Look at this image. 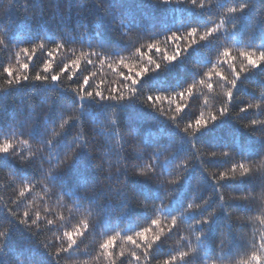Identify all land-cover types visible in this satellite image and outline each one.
I'll list each match as a JSON object with an SVG mask.
<instances>
[{"label":"trees","instance_id":"16d2710c","mask_svg":"<svg viewBox=\"0 0 264 264\" xmlns=\"http://www.w3.org/2000/svg\"><path fill=\"white\" fill-rule=\"evenodd\" d=\"M97 2L98 0H0V38L6 37V44L0 45V141L5 138L12 139L16 152L14 156L0 155V161L4 162L0 165V230H4L11 218L9 210L21 214L26 210L30 213H40V226L32 229V233L35 234L25 232L23 225L16 226L13 234L5 241L7 247L0 251V260L5 264H13L18 259L31 261V264H56L54 256L57 248L66 247V238L63 239V245L59 239L63 237L64 231L73 230L77 225L87 222L89 228L77 238L74 249L67 254L60 253L59 264H110V261H114L115 264H137L135 257L131 256L133 251L141 257L139 264H162L170 252L187 250V242L181 240V236L189 237L192 241L191 246L197 249L195 255L187 258L186 264H203L205 253L213 256L218 253V238L215 242L205 241L203 245L199 244L191 235L189 220L178 219V226L168 233L170 220L166 211L153 213L151 207L145 209L137 206L138 201L144 199L143 196L122 194L119 182L122 179L121 170L126 168L131 174L135 170V165L148 162L146 153L151 152V149L146 147L148 138L166 142L169 135H177L172 148L180 149L183 142L177 130L165 117L153 120L152 117H156L157 114L139 102L123 106L121 116L125 125L140 127L145 131L146 137L141 142L140 136L121 128L119 130L123 136L121 141L115 128L106 121L102 128L93 119V115L107 111V106L88 103L85 112L93 115L87 116L83 131L93 141L89 146L92 154L100 158L95 161V170L88 169L96 179L94 186L87 190L79 186V181H74L80 174L75 168L67 171L68 179L63 188L45 179L43 173L50 168L47 161L49 149L42 146L38 139L21 133H26L34 120H44L49 104L55 103L58 107L64 108L66 115H79L77 111H67L72 93L65 90L75 89L85 75L95 73L91 81L93 87L101 81L103 88L118 87L122 80L118 70L127 73V69L122 66L117 70V62L121 58L133 66L144 62L143 58L135 53V47L143 46L144 50H147V43L158 40L161 47H166L171 53L173 47L165 41V34H169L170 30L184 34L191 26H199L201 31L213 27L226 15L227 7L233 6L234 0H204L203 8L199 7V4L197 6L186 2L178 4L176 0L169 5H162L160 0H104V3L110 5L111 14L108 16L96 6ZM257 10L264 12V9L253 10V19L256 18ZM122 24L128 25L131 31L125 33ZM226 27L230 28V25ZM241 30L243 31V25ZM223 32L222 28L215 37L194 45L173 63L147 73L139 87L174 94L173 90L179 91L181 87L186 88L189 84H195L191 97L186 94L183 101L176 97V102L188 103L187 112L190 117L193 114L198 115L200 111H204L205 114L214 111L224 99L226 84L213 76L210 81L213 83V89L209 91L206 86L199 84L203 73L213 71L215 64V70L222 71L230 77L227 65L219 58L222 46L230 47L232 55L238 57L239 50H249V47L256 49L261 43L259 30L253 33L252 43L248 46L246 35L238 37L234 42L225 38ZM59 42H64L65 47L53 53L52 71L59 72L64 64H70L73 59L80 57V69L75 75L71 71H66L61 75L60 81L53 82L52 85L33 80L14 86L7 84L3 66L12 65L30 76H34L38 71L44 74L43 63L50 59L47 53ZM41 43L45 47L37 48L35 53H30L31 60L22 52L24 48L31 50ZM100 44H103V47H100ZM92 52L99 53V57L89 55ZM82 53L84 55H81ZM89 59L93 63H87ZM100 59L105 62L101 64ZM155 59L161 60L160 54H155ZM23 63H28L29 68L20 69ZM109 64L113 67H109ZM205 97L209 99L207 106L204 104ZM234 97L232 112L238 116L241 124L249 123L251 119L264 120V69L253 70L247 74L234 91ZM246 104L259 107H253L247 113H240L239 108ZM160 107L169 109L170 105L164 101ZM171 107L174 108V104ZM168 115H171V112ZM52 118H55V113H52ZM70 125H66L69 127V134H66L64 143L67 141V135L70 137L80 130L71 122ZM255 127L258 129L259 137L264 128ZM10 130H16V134L13 136ZM233 134L247 138L249 143H259L246 129L231 119H226L212 131L203 133L199 140L204 143V150L207 152L212 150L207 148V145L231 139ZM23 141L28 143L25 144ZM119 143H123L122 149L117 146ZM20 156L26 159L21 160ZM161 159L163 160V157ZM202 159L205 161L204 167L207 168V172L201 169L199 163L195 164L193 175L198 179L195 190L197 195L207 196L213 191L209 177L224 170L227 165L222 158L209 159L204 156ZM236 159L239 160V157ZM252 159L254 163H260L259 156ZM176 163H179V160L169 165L173 175L169 176L168 172H165L163 179H173L176 173H182V169H176ZM261 179V173L258 171L254 201L246 203L226 200L230 205L227 210L232 214L231 229L226 230L229 231L230 248L228 257L223 261L218 260L217 264H241L242 261L248 260L251 251L248 248L249 242L253 240L259 242L261 235L264 234V223L260 222L257 218L259 213L255 211L264 207V200L259 195ZM129 180L133 186L149 195L154 191L152 182L146 179L130 177ZM25 186L28 190L21 197L19 193ZM180 188L181 200L191 195L189 181L186 180ZM223 191L226 196L242 194L234 191L231 186H226ZM195 202L198 203L199 200ZM147 203L159 205L160 200H149ZM164 203L167 204L168 201L165 200ZM125 204H130L131 207L125 208ZM152 218L161 220L166 237L162 238L163 243L159 247L148 257H144L143 250L135 248L125 237L132 235L140 227L147 226ZM48 219L53 220V224H47ZM222 223L223 216L220 215L212 226L213 238L218 234ZM117 233L119 235L113 247L109 249L113 256L102 255L100 243L107 236ZM27 236H31V239L28 246H24L21 240ZM45 243L49 244L48 248L44 247ZM121 252L124 253L123 256L120 255Z\"/></svg>","mask_w":264,"mask_h":264},{"label":"snow or ice","instance_id":"6c2138e0","mask_svg":"<svg viewBox=\"0 0 264 264\" xmlns=\"http://www.w3.org/2000/svg\"><path fill=\"white\" fill-rule=\"evenodd\" d=\"M172 2L173 0H160L162 5H169ZM185 2L190 3L192 6L199 4L201 8L205 6L204 0H176L178 4ZM96 6L106 16L111 14L109 10L110 5L104 3V0H98ZM256 9H264V0H234L233 6L227 7L226 15L220 19L219 23H215L213 27H207L201 31L199 26H191L184 34H181L179 31L170 30L169 34H165L164 39L172 45L173 51L171 53H169L166 47H161V43L158 40L147 43V50H144L143 46L135 47V53L140 58H143L144 62L138 66H133L121 58L117 62V70L122 66L124 69H127V73L118 70V75L122 78L118 87L103 88L101 87L103 81L93 87L91 81L95 73H92L91 75H85L75 89L65 90L72 93L69 100L70 107L67 111H77L79 115H66L64 108L58 107L55 103L49 104L48 112L44 114V120H34L32 127L28 128L26 133H21L38 139L42 146L49 149L50 155L47 157V161L50 164V168L46 173H43L44 178L50 180L54 185L63 188L68 179L67 171L75 168L80 174L74 181H79L80 187L87 190L90 186H94L96 176L90 174L88 169L93 168L95 170V161L100 157L92 154L89 146L93 141L83 131L87 116L93 115L85 112L87 104L95 103L107 106V111L93 115V119L102 128L105 121L112 128H115L121 141L123 140V136L119 130L123 128L135 136H140L142 138L141 142H143L146 137L145 131L140 127L133 128L132 126H126L121 116L123 106L132 102L142 103L157 114L156 117H152L153 120L157 119V117H165L177 130L183 143L180 149L177 150L172 148L174 138L177 135H169L166 142L148 138L146 147L151 149V152L146 153L148 162L135 165V170L131 174L128 173L126 168L121 170L122 179L119 182L122 194L125 196L129 194L136 197L143 196L144 199L139 200L137 206L145 209L151 207L153 213L166 211L170 220L167 229L168 233H171L178 226L179 219L191 221L189 224L191 235L201 245L205 241L215 242L218 238V253L215 256L205 253L203 264H217L218 260L223 261L228 257L230 248L229 231L226 230H230L232 225V214L227 210L230 205L226 203V200L244 201L246 203L254 201L256 199L254 192L257 187L256 176L258 171L262 176L259 183V195L264 200V132H261V135L257 137L258 129L255 127L260 126V128H264V120L251 119L249 123L241 124L238 116L232 112V104L235 98L234 91L238 89V84L253 70L264 69V12L257 10L256 18L253 19L252 13ZM226 25H230V28L226 27ZM242 25L243 31L241 30ZM121 26L125 29V33L131 31L128 25L122 24ZM222 28L224 29L223 35L225 38H229L234 42L237 41L238 37L246 35V46L251 45L253 33L259 30L261 33V43L256 49L249 47V50H239L238 57L232 55L230 47L222 46L219 58H222L223 63L227 65L230 77L222 71L215 70V64H213V71L203 73L199 84L206 86L209 91L213 89V83L210 82L213 76L224 81L226 84L224 99L214 111H208L207 114L204 111H200L198 115L193 114L190 117L187 112L189 108L188 103L176 102V97L180 98L181 101L184 100L186 94L188 97H191L195 84H189L186 88L181 87L179 91L173 90L174 94H166L165 91L141 89L139 87L143 77L147 73L155 72L162 66L173 63L184 56L194 45L215 37L216 34L220 33ZM5 44L6 37L0 38V45ZM99 46L103 47V44ZM44 47L45 45L41 43L32 47L31 50L24 48L22 52L31 60L32 55L30 53H35L37 48L43 49ZM64 47L65 43L59 42L55 44L53 49L48 51L47 55L50 59L45 60L43 63L44 74L38 71L34 76H30L23 74L12 65L3 66V74L7 77V84L14 86L33 80L52 85L53 82L58 83L61 75L66 71H71L75 75L76 71L80 69V57L73 59L70 64H64L59 72L52 71L53 61L51 57L54 52L60 51ZM155 54H160L161 60L155 59ZM81 55L84 54L82 53ZM89 55L99 57V53L96 52H92ZM238 59L239 64H237ZM99 62L103 64L105 61L100 59ZM87 63L91 64L93 61L89 59ZM109 67H113V65L109 64ZM28 68V63L20 65V69ZM164 101H167L170 105L169 109L160 107ZM173 104L174 108L171 107ZM204 104L205 106L209 104L208 97L204 98ZM253 107H259V105L246 104L239 108V112L247 113ZM169 112H171V115H168ZM52 113H55L54 119L52 118ZM226 119L235 121L241 128L246 129L251 137H254L259 143H249L247 138L238 137L233 134L231 139L207 145V148L212 150L206 152L204 150L205 145L200 142L199 137L203 133L212 131L217 126L223 124ZM57 121L59 122L57 123ZM181 121H183L182 127ZM70 122L78 126L80 130L70 137L67 135V141L64 143L66 134H69V127H66V125L71 126ZM10 131L13 136L16 134V130ZM5 135L7 136L8 133H5ZM23 143L27 144L28 141H23ZM117 146L122 149L123 143H119ZM181 153H183L182 157ZM0 155L4 157L16 155L12 139L5 138L0 141ZM204 156H207L209 159L222 158L227 165L224 170H220L209 177L213 191L207 196L196 194L195 189L198 179L193 175L194 167L197 163L200 164L201 169L205 173L207 172V168L204 167L205 161L202 159ZM237 156L239 160L236 159ZM256 156L260 157L259 164L253 162L252 158ZM161 157H163V160ZM33 158H35V154H33ZM20 159L24 160L26 158L20 156ZM177 160H179V163H176L175 167L176 169H182V173H176L173 179H163L165 172H168L169 176L173 175L169 169V165ZM2 164L4 162L0 161V165ZM130 177L143 178L152 182L154 186L152 194L149 195L142 189H137L133 186L129 180ZM186 180L191 184L192 192L190 196L188 195L187 198L181 200L180 186ZM226 186H231L234 191L242 194L226 196L223 191ZM27 190L28 188L25 186L19 195L23 197ZM200 191L202 192L203 190L201 189ZM160 193H163V195ZM157 199L160 200L159 205L155 203L149 205L147 203L149 200L155 201ZM165 200L168 201L167 204L164 203ZM196 200H199V202L196 203ZM124 206L125 208L131 207L130 204H125ZM255 211L259 213V217L257 218L260 219L261 223H264V207L255 209ZM220 215L223 216V223L218 229V234L213 238L211 236L212 226ZM9 216L11 218L8 220L7 226L4 230H0V251L7 247L5 241L13 234L17 225H23L24 231L31 234H35L32 233L33 227L39 228L40 226L39 212L30 213L26 210L21 214L9 210ZM47 224H53V220L48 219ZM88 228L89 224L85 222L77 225L73 230L64 231L63 237L59 239L62 240L63 245V239L66 238V247L61 246L57 248L54 256L56 264H59L60 253H70L74 249V246L77 245V238L82 236L83 232ZM117 235L119 233L107 236L100 243L99 247L103 250L102 255L107 257L113 256V253L109 249L113 247ZM163 237H166V233L165 229L161 227V220L159 218H152L147 226L140 227L132 235H127L125 239L135 248H141L143 250L142 255L148 257L155 248L163 243ZM30 239L31 236L23 237L21 243L24 246H28ZM180 239L187 242V250H180L175 253L170 252L163 259L162 264H186L187 258L197 253V249L191 246L192 241L189 237L181 236ZM44 247L48 248L49 244L45 243ZM248 248L251 249L249 259L242 261L241 264H264V234L261 235L259 242L254 240L249 242ZM120 255L123 256L124 253L121 252ZM131 256L135 257L137 264H139L141 257L135 251L131 253ZM0 264H5V262L0 260ZM13 264H31V261L18 259ZM110 264H115V262L110 261Z\"/></svg>","mask_w":264,"mask_h":264}]
</instances>
